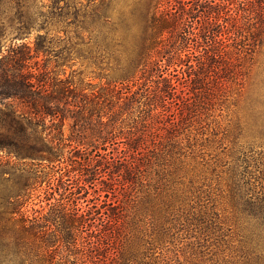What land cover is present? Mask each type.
Here are the masks:
<instances>
[{
	"label": "trees",
	"instance_id": "trees-1",
	"mask_svg": "<svg viewBox=\"0 0 264 264\" xmlns=\"http://www.w3.org/2000/svg\"><path fill=\"white\" fill-rule=\"evenodd\" d=\"M93 1L0 0V151L23 159L0 161V264H136L115 246L125 195L184 155L192 116L244 84L264 43V0H133L129 11ZM61 25L113 58L120 78L88 94L32 72ZM41 125L48 137L34 143ZM248 215L264 264V192Z\"/></svg>",
	"mask_w": 264,
	"mask_h": 264
},
{
	"label": "rangeland",
	"instance_id": "rangeland-1",
	"mask_svg": "<svg viewBox=\"0 0 264 264\" xmlns=\"http://www.w3.org/2000/svg\"><path fill=\"white\" fill-rule=\"evenodd\" d=\"M35 1L38 7L51 2ZM132 2L120 0L118 6L129 11ZM50 28L49 36L57 42L51 53L31 60L32 72L51 84L70 82L88 94L120 78L113 58L76 45L73 27ZM35 36L24 41L33 46ZM10 38L3 41L4 53L12 44ZM227 90L192 116L195 137L184 155L167 157L150 169L149 180L136 193L125 195V222L115 246L123 244L136 264H255V225L248 213L264 192V43L244 84ZM52 122L48 116L45 124ZM71 123L69 119L65 123L66 136ZM32 133L34 143L48 137L43 125ZM7 160L18 167L23 161L0 151V161Z\"/></svg>",
	"mask_w": 264,
	"mask_h": 264
}]
</instances>
